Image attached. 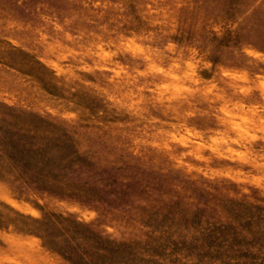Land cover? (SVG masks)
I'll use <instances>...</instances> for the list:
<instances>
[{"label": "rangeland", "instance_id": "374dc122", "mask_svg": "<svg viewBox=\"0 0 264 264\" xmlns=\"http://www.w3.org/2000/svg\"><path fill=\"white\" fill-rule=\"evenodd\" d=\"M0 264H264V0H0Z\"/></svg>", "mask_w": 264, "mask_h": 264}]
</instances>
